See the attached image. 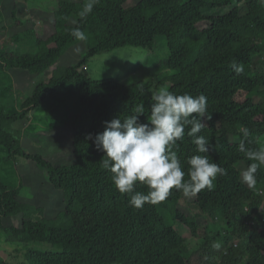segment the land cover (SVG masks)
I'll return each instance as SVG.
<instances>
[{"label":"trees","instance_id":"trees-1","mask_svg":"<svg viewBox=\"0 0 264 264\" xmlns=\"http://www.w3.org/2000/svg\"><path fill=\"white\" fill-rule=\"evenodd\" d=\"M129 1L99 0L81 25L85 41L70 35L85 0H57L50 14L53 31L47 35L32 26L1 40L0 82L11 69L43 79L34 84L19 110L0 108V154L4 148L5 160L22 157L35 172H46L56 197L46 201L48 196H23L22 187L31 181L22 173L18 172L19 186L0 178V232L6 233L7 241L21 243V264H193L199 250L202 264H264V167L258 170L254 187L243 184L240 170L251 161L237 150L241 140L250 148L264 147V2L133 0L128 6ZM228 7V12H213ZM12 18L19 26L26 22L16 10ZM3 22L1 13L0 37ZM161 40L168 57L158 62L165 71L155 81L93 80L83 71L102 52L125 46L153 50ZM77 47L82 54L69 65L61 64L60 59ZM233 62L243 66L241 74L233 71ZM14 83L23 84L25 79L17 76ZM67 85H73L80 98L70 138L73 158L56 162L42 149H25L13 125ZM159 89L207 97L211 119L204 118L207 126L199 135L214 145L208 155L228 174L194 197L195 215L186 211L184 195L176 189L158 204L131 207L128 195L116 189L111 173L101 166L104 153L88 139V134L94 138L104 131L105 121L123 119L140 104L145 115L139 119L147 123L151 93ZM21 92L15 89L17 95ZM63 127L53 132L57 140L68 143ZM242 128L248 130L247 137ZM47 132L51 133L34 134L38 145L48 138ZM174 150L185 172L187 158L200 154L187 135ZM136 190L147 192L139 183ZM205 218L210 226L200 238V220ZM169 219L187 225L191 237L181 234ZM0 264L7 262L0 258Z\"/></svg>","mask_w":264,"mask_h":264},{"label":"clouds","instance_id":"clouds-1","mask_svg":"<svg viewBox=\"0 0 264 264\" xmlns=\"http://www.w3.org/2000/svg\"><path fill=\"white\" fill-rule=\"evenodd\" d=\"M98 3L99 0H85L78 12L79 22L72 21L76 26L70 30V35L75 40L87 39L81 25ZM74 51L79 52L80 49L77 47ZM231 67L237 75L244 70L242 65L235 62ZM150 103L147 123L139 119L145 115V107L140 104L123 119L116 117L105 121L104 131L97 133L94 138L88 134V139L93 140L97 150L104 153L101 166L111 173L110 178L116 189L122 195H128V203L135 209L166 200L172 189L182 191L185 197H194L205 188L211 190L219 176L228 174L208 155L214 145L205 136L199 135L207 126L203 122L204 118L211 119L204 94L178 95L167 89H159L151 93ZM241 131L245 137L249 135L246 128ZM185 135L191 138L196 153L204 154L188 157L186 172L178 150H174ZM237 150L251 161L240 170V180L248 187H254L257 172L264 167V147L250 148L241 140ZM138 183L147 188L146 193L136 190Z\"/></svg>","mask_w":264,"mask_h":264},{"label":"rangeland","instance_id":"rangeland-1","mask_svg":"<svg viewBox=\"0 0 264 264\" xmlns=\"http://www.w3.org/2000/svg\"><path fill=\"white\" fill-rule=\"evenodd\" d=\"M56 3L57 0H3L0 2V14L2 13L4 18V22L2 23L4 28L2 29L0 42L14 33L32 26L37 28L41 33L45 31V35L51 33L53 31V22L50 14ZM133 4L134 1L130 0L126 5L129 6ZM230 9L231 7H228L213 12L215 14L225 13ZM13 10H16L18 17L26 20L24 25L19 26L15 20H13ZM163 40H161L153 50L142 47L125 46L112 51L102 52L92 57L83 71L93 80L114 78L125 84L150 80L155 81L157 77H160L161 71H165L162 69V66L158 65V62L164 59V56L168 57V54L166 55V50H164L165 45ZM70 53L69 56L65 55L60 59L61 64L69 65L73 63L74 60L77 59V55L82 54V49H80L79 52L73 50ZM8 73L7 77L0 82V108L6 111H16L19 110V104L22 100L32 92L34 84L38 80H42L43 77L31 75L28 71L22 69H11ZM17 76L25 79V83H14V79ZM48 78L49 76L44 79ZM16 88L22 89L20 95L15 93ZM79 106L80 98L76 89L73 85H67L58 91L57 94L49 99L42 107L33 110L29 118L14 123L13 129L20 137L22 146L25 149L30 151H33L32 149H42L56 162H69L70 159L73 158L70 138L72 127L78 116L76 110ZM62 124L64 125L62 131L68 143L57 140V134L53 132V130L59 131V126H62ZM39 131L51 132L46 133L48 138L44 143L42 142L41 145L37 144L39 143L37 135H34ZM6 156L7 151L2 148L0 154V178L5 183L19 186V172L22 173L29 182L31 181L29 184L26 183L22 187L21 194L23 196L33 198H37V196H48L46 201L49 200V196L56 197V190L50 183L46 172L42 173L38 170L35 172V168L32 167L25 158L16 157L15 159L5 160L4 158ZM194 197L188 198L184 196L182 199V204L185 205V208L187 207L186 211L192 215L196 214V210L192 206V201L195 200ZM18 217L17 220L19 221L21 216ZM170 222L174 223L175 228L181 234L186 237H191V230L187 225L180 221ZM209 226L210 221L207 220V218L200 220V238H203L207 234ZM5 235V232H0V258L4 262H7V264H21L22 253L19 251L22 248L21 243L18 241L9 242L6 240ZM195 242L190 243V247H193ZM35 246L46 248L38 243H35ZM201 252L202 250H199L193 254V264L203 263L204 259Z\"/></svg>","mask_w":264,"mask_h":264}]
</instances>
